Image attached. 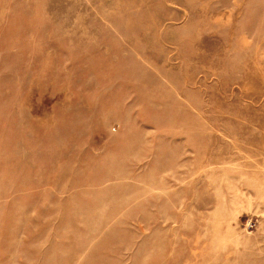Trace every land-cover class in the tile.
<instances>
[{"label":"rangeland","instance_id":"obj_1","mask_svg":"<svg viewBox=\"0 0 264 264\" xmlns=\"http://www.w3.org/2000/svg\"><path fill=\"white\" fill-rule=\"evenodd\" d=\"M0 264H264V0H0Z\"/></svg>","mask_w":264,"mask_h":264}]
</instances>
